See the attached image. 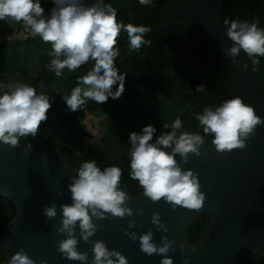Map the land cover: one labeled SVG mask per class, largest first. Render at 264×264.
Wrapping results in <instances>:
<instances>
[{
	"label": "clouds",
	"instance_id": "obj_1",
	"mask_svg": "<svg viewBox=\"0 0 264 264\" xmlns=\"http://www.w3.org/2000/svg\"><path fill=\"white\" fill-rule=\"evenodd\" d=\"M51 3L53 7L46 15L41 0H0V21L22 24L33 38L39 37L43 43L50 44L51 59L45 67L58 78L65 69L75 72L91 62L90 70L77 77L76 86L61 97L68 111H80L88 101L103 104L109 98H120L125 91L127 74L116 65L120 55L117 40L121 32L126 33L128 50L138 52L142 46L151 45V41L145 39L150 29L144 25L118 22L117 10L105 0H95L91 4L84 0H51ZM138 3L149 6L152 0H138ZM224 25L232 46L222 49L221 54L231 58L233 64L240 65L237 57L243 53L252 65H258V58L264 57V28L258 26L259 20L226 19ZM242 66L248 67L247 64ZM205 90L203 84L195 88L196 92ZM52 102L54 98L43 92L38 94L30 84L0 83V143L15 148L20 146L21 138L36 137L42 122L48 119ZM196 119L203 135L182 131L179 118L164 124L163 127L170 131H162L159 135L151 124L143 126L140 132L129 133V179L137 181L143 195L152 202L163 198L172 210L177 206L189 210L202 208L206 197L200 190L198 174L191 169H182L181 165L188 162L190 155H201L205 137L211 138L217 152H230L244 149L245 141L255 135L257 126L264 125V119L238 96L218 107L204 108ZM28 149H31L30 144ZM177 155L179 163L175 159ZM122 175L118 166L101 168L96 160L90 159L82 162L70 178L67 189L71 203L60 205L61 220L56 229L57 234L64 237L56 245L64 258L81 264H128L121 252L109 250L102 240L90 239L98 230V221L133 216V209L127 206L129 195L119 187ZM142 212L140 210L138 214ZM42 215L49 220L55 218L58 215L56 204L43 206ZM150 222L157 231L168 232L159 213L154 212ZM136 226L135 221H128V229ZM77 227L79 240L92 245L93 258L90 261L86 252L78 250ZM124 234L132 241L138 240L141 251L148 256H162L160 264H173L168 254L177 244L167 236H162L157 244L152 229L139 236L125 229ZM178 246L183 253V244ZM5 264H36V261L21 248ZM40 264H47V261L41 260ZM184 264H189L187 259Z\"/></svg>",
	"mask_w": 264,
	"mask_h": 264
},
{
	"label": "water",
	"instance_id": "obj_2",
	"mask_svg": "<svg viewBox=\"0 0 264 264\" xmlns=\"http://www.w3.org/2000/svg\"><path fill=\"white\" fill-rule=\"evenodd\" d=\"M223 0H190L169 7L165 20L145 36L161 34L169 29L184 27L202 34L220 52L232 46L221 25ZM185 17L196 21V26L184 25ZM126 24V23H124ZM227 60L236 86L237 96L253 107L256 115L264 119V87L250 60L241 53L240 65ZM247 64V69L243 68ZM244 149L220 153L215 150L211 138L201 146V155H190L182 169L198 174L200 190L205 201L200 210L180 206L172 210L163 198L152 202L143 194L134 197L127 183L119 187L129 195L127 206L133 209L132 217L111 218L98 221V230L92 240H102L109 250L121 252L128 264H160L162 256L143 253L139 241H132L124 230L137 236L152 229L154 241L159 244L162 236L176 242L169 252L173 264H248L264 248V125L257 126L255 135L248 138ZM170 151V150H169ZM180 162V157H175ZM74 169L61 156L49 151L30 152L20 147L0 143V195L9 199L17 208V217L6 233L5 261L24 249L40 264H81L69 261L56 249L60 239L56 229L60 226V205L71 203L67 189ZM62 195H57V193ZM133 197V198H132ZM56 204L58 215L46 219L42 215L45 205ZM143 210L142 214H138ZM159 213L168 232L157 231L151 224L153 213ZM208 215L210 223L194 247L189 238L191 226L202 216ZM136 223L128 229V221ZM78 250L93 258L92 245L79 240ZM183 244V253L178 245Z\"/></svg>",
	"mask_w": 264,
	"mask_h": 264
},
{
	"label": "trees",
	"instance_id": "obj_3",
	"mask_svg": "<svg viewBox=\"0 0 264 264\" xmlns=\"http://www.w3.org/2000/svg\"><path fill=\"white\" fill-rule=\"evenodd\" d=\"M190 0H152L149 6H143L138 0H105L117 10L118 22L144 25L150 30L161 26L169 7ZM91 4L95 0H84ZM41 6L47 15L53 7L51 0H41ZM221 25L231 20H259V27L264 28V0H223ZM184 25L196 26L195 20L185 17ZM23 26L22 24H19ZM151 41L150 46H142L138 52L128 50L127 35L121 32L117 40L120 55L116 65L126 73L125 91L120 98H109L106 103L96 104L88 101L82 110L73 113L67 110L62 96L69 94L76 86V79L86 74L92 67L91 62L81 66L75 72L64 70L61 77L49 71L45 66L51 57L50 44L40 38L25 41H12L0 47V83H27L37 93L41 88H51L47 94L54 98L48 111V119L41 124L36 137L21 138L20 148L30 151H49L56 157H63L76 171L86 160L94 159L101 168L118 166L122 170L121 181L127 183L134 197L143 194L137 181L128 177L130 172L128 144L129 133L140 132L143 126L151 124L157 129L156 135L179 118L182 131L199 132L196 119L204 108H215L224 101L237 97L236 86L231 69L221 52L202 34L184 27L172 28L161 34L145 36ZM253 65L264 87V57ZM203 84V92L195 88ZM114 86V89L115 90ZM51 102V100H50ZM106 115L103 126L107 128L105 136L90 148L84 142L90 133L83 123L87 116ZM56 127L58 133L46 136V131ZM61 133L73 140L78 147L62 141ZM155 139V136H154ZM210 139V137H205ZM74 143V144H75ZM31 149H28V145ZM17 217L16 206L0 195V264H5L4 243L7 231ZM210 223L208 215L198 219L189 230L191 244L195 247ZM248 264H264V248Z\"/></svg>",
	"mask_w": 264,
	"mask_h": 264
},
{
	"label": "rangeland",
	"instance_id": "obj_4",
	"mask_svg": "<svg viewBox=\"0 0 264 264\" xmlns=\"http://www.w3.org/2000/svg\"><path fill=\"white\" fill-rule=\"evenodd\" d=\"M33 38L28 32L25 31L24 27L16 23L15 21L6 20V21H0V47H2L7 42L12 41H25L27 39ZM39 38V37H36ZM49 91H51V88L42 87L41 92L47 94ZM106 115L102 117H90L87 116L85 119H83V123L86 125L90 137L84 142L85 146H88L90 148L92 145H94L96 142H98L103 136H105L107 132V128L103 126V122L106 119ZM58 133L56 127H52L51 129L46 131V136L49 137L51 135H55ZM62 141H66V144H71V146L77 144L69 139L66 136V133H61ZM75 143V144H74ZM80 147L78 149L80 150Z\"/></svg>",
	"mask_w": 264,
	"mask_h": 264
}]
</instances>
